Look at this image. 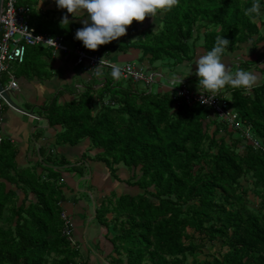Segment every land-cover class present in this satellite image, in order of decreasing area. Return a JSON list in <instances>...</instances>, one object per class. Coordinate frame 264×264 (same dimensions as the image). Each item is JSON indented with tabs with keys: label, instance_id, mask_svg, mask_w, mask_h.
<instances>
[{
	"label": "trees",
	"instance_id": "trees-1",
	"mask_svg": "<svg viewBox=\"0 0 264 264\" xmlns=\"http://www.w3.org/2000/svg\"><path fill=\"white\" fill-rule=\"evenodd\" d=\"M252 2L178 0L171 9L157 11L155 16L162 17L156 31L144 30L132 41L109 42L96 51L139 49L140 60L175 67L195 59L197 42L206 54L220 35L230 40L222 59L244 44L256 49L264 40V11L262 21L261 14L245 15ZM17 4L30 7L28 22L36 32L90 50L75 38L76 23L36 14L37 0ZM49 56L48 49L29 48L23 63L14 66L16 78L48 80L43 58ZM219 92L263 149L246 143L239 129L230 128L228 142L216 137L222 131L218 126L209 135L210 115H216L208 107L180 103L161 90L147 92L129 80L107 81L96 91L86 87L62 104L58 91L43 102L39 115L49 128H60L56 145L74 147L88 140V151L95 152L92 162L102 163L114 181L140 190L112 193L94 210L97 224L114 232L104 237L112 246L107 257L115 264H185L188 257L196 264V252L216 243L226 252L203 264H264V82L247 91L232 87L229 96ZM16 153L6 138L0 143V264H77L78 250L64 234L61 217L68 188L63 175L83 179L88 156L75 164L40 147V161L18 168ZM119 165L129 173L126 180L118 177ZM246 176L251 190L239 182ZM249 191L259 200L255 211L248 207Z\"/></svg>",
	"mask_w": 264,
	"mask_h": 264
},
{
	"label": "crops",
	"instance_id": "crops-1",
	"mask_svg": "<svg viewBox=\"0 0 264 264\" xmlns=\"http://www.w3.org/2000/svg\"><path fill=\"white\" fill-rule=\"evenodd\" d=\"M33 9L36 14L40 16H46L48 19H53L58 22H61L62 18L67 15L69 18V22L76 23L79 28L83 27L82 21L86 17V12L84 11L76 12L73 15L71 13H67L66 9L57 7L55 0H37V5L34 6ZM158 17L161 18L162 15H158ZM34 22L36 23L35 19ZM131 50L133 51L137 49H129L128 51ZM236 51H238V49ZM236 51L231 54H234ZM252 52L253 51L251 50H246L244 56L243 54H241V58H239V56L237 57V62L232 61V59L230 61V58L228 57L229 55H227L225 58H223V62L226 64V61H230L228 63H230L232 66H236L239 69H245L255 73L257 75V82L255 84L256 86L264 82V57L261 59L252 58V60H249L253 55L251 54ZM125 53L110 51L108 54L103 55L113 64L123 65L129 63L148 69H151L154 65H156H150L146 59H143L142 62L135 64L133 63L134 59L128 58L130 57L129 54ZM200 56L201 55L196 57V59H194L191 63H183L175 67H170V71L167 72L156 66L157 69L155 70L161 72L162 74L160 84L165 85L170 77H177L185 80L191 89L200 87L198 85L199 78L196 74L197 65L195 64ZM242 59H247L246 62H248L249 64L251 63V67H244L243 63H245V61L243 62ZM43 60L51 74V77L48 80H38L36 78L17 79L19 89L15 91L16 97H18L19 95L22 97V100L27 107V109H25L26 112L33 113L34 111H36L38 113V117H30V115H28L27 113H21L24 116L23 118H19L15 115L17 111L15 112L12 109L6 110L3 116L2 133L5 138L12 142L17 148L15 162L18 168H25L29 165V163H35L36 159L37 161H40L38 155V148L40 147L44 148L46 153L52 151V153H54L55 155H62L65 160H68L69 162L75 164L79 162L78 159L81 158L82 155L88 156L89 153L92 152L88 151V140H84L74 147L68 145L60 146L54 143V135L60 130V128L48 127L46 121L42 116L39 115L40 107L46 99L50 98L58 91H62V95L58 99V103L62 104L64 101L70 99V96H72V93L74 94V92L80 93L89 86H91L93 90L96 91L107 81L113 80L110 73L105 70H103L104 75L102 77H97L95 74L90 73L89 70H86L82 67L73 66V59L70 56L64 57L62 55H57L52 57L50 55L49 57H44ZM239 61H242V63H240ZM232 66L231 68H234ZM158 88L163 89L160 86ZM28 117L35 119V121L38 120V122H33V119L30 120V118ZM86 161L89 160L85 158V160L83 161L84 166H87ZM89 162L93 165L91 166L92 172H95L94 169L98 168V166L96 167V165L101 164L102 166L99 165V171L101 173H103V171L107 173L102 163L91 161ZM86 171L88 173L91 172L90 169ZM119 171L124 172V170L120 167ZM118 177L120 180H124L120 176ZM79 180L83 179L81 178ZM88 184L89 182L85 181V185L87 186ZM80 190L84 191L83 188H81ZM116 195L118 196L120 194ZM102 199L103 198L99 199L97 202L95 199V202H93V204L74 201V204L68 202L62 203L63 209L65 208V206L66 208H69L67 215L70 216L69 220L71 224L73 239L75 241V248L79 253L78 258L76 259L77 264H110L107 261V259H110V257L107 256L110 255L112 246L107 241L108 239H105L104 237L105 234H103V229L106 228L98 225L95 221L94 216V210L101 203ZM106 230L109 232L112 229L109 230L108 228ZM107 238L111 237L108 235Z\"/></svg>",
	"mask_w": 264,
	"mask_h": 264
},
{
	"label": "built area",
	"instance_id": "built-area-1",
	"mask_svg": "<svg viewBox=\"0 0 264 264\" xmlns=\"http://www.w3.org/2000/svg\"><path fill=\"white\" fill-rule=\"evenodd\" d=\"M30 7L18 5L17 0H1L0 6V78L5 79L4 84H1L3 92L7 95L19 89L18 80L14 73V66L23 63L26 52L29 48H44L48 49L50 55H62L64 57H72V65L82 67L89 70L90 73L95 74L93 69L102 59V70H105L111 75V63L105 56L95 50H85L79 45L73 44L64 40L62 37H53L47 33H38L28 22ZM124 69L119 79L129 80L132 83H140L147 89V92L153 91V87L160 86L163 89L161 92H166L173 100L185 103L187 105L197 104L208 107L213 114L226 123L231 129H239L240 133L246 141L254 149H263L259 141L252 137L248 126H241L237 122V114L226 108V100L224 96H219L220 92L202 93L200 87L191 89L185 80L181 78L175 79L170 77L165 85L160 84L162 79L161 72L148 68H142L133 64L121 65ZM129 67L131 71H128ZM112 77V76H111ZM112 81H117L112 77ZM182 80V82H181ZM207 96L210 100L202 102V98ZM5 100L0 91V143L5 140L2 133L3 114ZM11 109V108H9ZM13 110V109H12ZM15 111V110H14ZM240 124V125H239ZM62 219L65 224L64 234L70 241L71 245L75 247L73 240L70 222L67 216L62 213Z\"/></svg>",
	"mask_w": 264,
	"mask_h": 264
},
{
	"label": "clouds",
	"instance_id": "clouds-1",
	"mask_svg": "<svg viewBox=\"0 0 264 264\" xmlns=\"http://www.w3.org/2000/svg\"><path fill=\"white\" fill-rule=\"evenodd\" d=\"M178 0H55L58 8L66 9L72 15L76 12H86L82 21L83 27L76 30L75 38L82 41L83 45L90 50H96L100 45H105L127 32V26L133 20L143 21L146 16L154 17L158 10L171 9ZM262 0H253L245 9V15L255 18L260 15ZM69 18L65 15L61 23H68ZM230 40L224 35L216 37L214 46L200 56L196 61V74L199 78L198 85L202 93H215L226 85L250 90L257 82V75L245 69H237L235 73L223 62ZM102 59L93 69L97 77H102ZM123 68L119 64L111 66V76L119 79ZM128 71H131L129 67ZM177 77H173V82ZM183 80V79H182ZM181 80V82H182ZM210 99L205 95L202 102Z\"/></svg>",
	"mask_w": 264,
	"mask_h": 264
},
{
	"label": "rangeland",
	"instance_id": "rangeland-1",
	"mask_svg": "<svg viewBox=\"0 0 264 264\" xmlns=\"http://www.w3.org/2000/svg\"><path fill=\"white\" fill-rule=\"evenodd\" d=\"M262 15L263 14L261 13V17L259 19L260 21H262ZM159 19H160V17H158V15H156L154 17L148 16L143 21H133L131 25L127 26V32L125 35H123V36H121V37H119L116 40H113L111 42L116 43V42H119L121 40L132 41L144 30L156 31L160 26ZM259 20L255 19V22H256V24H258L259 29L262 30V28L260 27ZM260 34L262 36H264L263 32H261ZM255 38L256 37H254V39ZM200 45H201V42L196 43V57H198L199 55H201V56L204 55L203 52L201 51ZM246 50L247 51H250V50L253 51L251 53L253 55H252V57H250L249 60H252V58L253 59L254 58H257V59L263 58L264 57V40L259 45H257L256 49H251L250 44L241 45L240 48L238 49V51H236L234 54H231V53L228 54L230 61L232 59V61L237 62L238 61L237 57L239 56V58H241L240 57L241 54H243V56H244V53L246 52ZM110 51L114 52L113 50H110ZM126 53L129 54V56H130L128 58L134 59L133 63H135V64L143 61V60H140L141 51L139 49L133 50V51L132 50L127 51ZM132 56H133V58H132ZM196 57H195V59H196ZM242 60H243V62L245 61V63H248V62H246L247 59L246 60L242 59ZM230 61H226L227 62L226 65L229 67L230 71L235 73V71L239 68H237L236 66H232L230 63H228ZM239 62L242 63V61H239ZM154 64H156V66H158L159 68L163 69L165 72L170 71V66H168V65H164L161 62H156ZM251 65L252 64H250L248 66L251 67ZM231 66L234 68H231ZM244 67H245V65H244ZM248 69H250V68H248ZM263 77H264V75H263ZM135 85L138 88H143V86L140 83H136ZM232 87L233 86H231V85H226L224 88L220 89L219 91H221L222 94L229 96L228 90ZM158 89L159 88H157V86L153 87V91H157ZM159 90H162V89H159ZM8 96H9V98L13 104H15L17 107L21 108L22 110L26 111L25 109H27V107L25 106L24 101L22 100V97L20 95L18 97H16L15 92H11L8 94ZM98 109H99L98 103L94 102V111L97 112ZM7 110H9V108ZM15 115L18 116L19 118H23V116H24L20 112H18V113L16 112ZM3 116H4V114H3ZM35 116L38 117V113L36 111L31 113V115H30V117H35ZM30 117H28V118H30ZM210 117H211L210 120H212V123L210 124L209 129H208L209 135L212 134V132L214 131V129H215L214 127L218 126L219 129H222V131H220L216 135V137L223 136L225 138L226 142H228L229 138H228L227 133L230 131V128H228V126L217 116H211L210 115ZM32 119L33 118H30V120H32ZM32 121L38 122V120L35 121V119H33ZM225 128H227V131L225 130ZM94 155H95L94 151L90 152L88 155V160L92 162L91 159ZM89 161H86V165L88 166V169H90L91 172L88 173L85 170L83 180L77 179V177L75 175H72V176L63 175V180H64L63 182H65V184H67V186H68L67 189L63 190V192L65 193V196L67 198L66 202L71 203V204L73 203V201L74 202H84V203H92L93 204V202H95L94 201L95 199L97 202L99 199L108 197L112 193H115V194L128 193V194L134 195V194L140 192V190L138 188L128 187L124 182H118V183L115 182L113 179H111V177H109L108 172L106 173L105 171H103V173H101L99 171V165H101V164L96 165V167L98 166V168L94 169L95 172L94 171L92 172L91 166H93V165ZM119 167L122 168L124 170V172L119 171ZM117 168H118V173H117L118 176H120L122 179L126 180L129 176L127 169L121 165H119ZM135 173L137 174L138 171H136ZM85 181L89 182V184L87 186L85 185ZM239 182L242 186H244L245 188H248V190H251L252 181H251L250 176H246L244 178H241L239 180ZM81 188H83L84 191H81L80 190ZM87 191L89 194L87 193ZM247 198H248V207L252 211H255L259 205L258 198H256L250 191L248 192ZM68 210H69V208L68 207L66 208V206H65V208L63 209V212L67 216V220L70 222V220H69L70 216L67 215ZM107 218L110 219L111 216H108ZM108 228H109V230H111L110 226ZM103 232H104L103 234H106L108 231L106 229H103ZM108 235L110 237H112L114 235V232L111 230L108 232ZM72 236H73V234H72ZM226 250H227V248L226 247L221 248L219 243H216L212 247H210V245H207L204 249L198 250L196 252V254H195V257L197 260L196 264H203L204 261L205 262L211 261L212 257H219L222 253L226 252ZM113 256H115V255H113ZM111 258L107 259V261L110 264H115L111 260ZM191 261H192V258L188 257L185 264H192Z\"/></svg>",
	"mask_w": 264,
	"mask_h": 264
},
{
	"label": "water",
	"instance_id": "water-1",
	"mask_svg": "<svg viewBox=\"0 0 264 264\" xmlns=\"http://www.w3.org/2000/svg\"><path fill=\"white\" fill-rule=\"evenodd\" d=\"M0 6H1V0H0ZM0 91H2V96H3L4 100H5L6 106L8 108H11V109H13V110H15L17 112L23 113V114H26L27 113L28 115H31L30 112H26V111L20 109L19 107H17L15 104H13L11 102L9 96L5 92H3V88L1 86V84H0Z\"/></svg>",
	"mask_w": 264,
	"mask_h": 264
}]
</instances>
